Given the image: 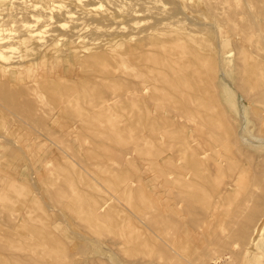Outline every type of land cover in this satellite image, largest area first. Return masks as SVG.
I'll list each match as a JSON object with an SVG mask.
<instances>
[{
	"label": "rangeland",
	"instance_id": "obj_1",
	"mask_svg": "<svg viewBox=\"0 0 264 264\" xmlns=\"http://www.w3.org/2000/svg\"><path fill=\"white\" fill-rule=\"evenodd\" d=\"M45 1L47 7L55 9L60 22L66 23L63 29L59 28L61 32L69 31L75 22L62 18V12L55 7L58 5L74 10L85 35L95 34L96 25L106 30L109 27L108 32L100 31L108 36L106 33L112 34L109 39L119 52L129 45L137 46L136 42L141 39L138 36L129 42L128 35H140L145 29L150 32L151 28L157 29L156 36L160 40L195 29L198 31L197 34L193 31L195 38L204 37L202 40L211 42L209 45L214 47L218 42L217 35L212 33L215 29L212 27H216L214 19L220 16L221 21L223 17L224 22L216 20L219 21L216 23L225 25L236 15L238 27H243V40L231 38L230 56L227 55L230 67L235 65L237 47L241 44L250 59H255L257 53L264 56V0ZM4 4H0V19L9 22L16 11L9 5L3 9ZM226 9L234 10V14ZM106 13L109 15H103ZM249 14L261 17L249 23ZM103 16L114 20H104ZM225 26L223 31L230 36L229 26ZM203 28L213 30L203 31ZM52 29L50 26L49 34ZM100 31L96 34H101ZM202 31L207 34L201 35ZM45 36L49 39L47 33ZM63 44L64 40L54 43L45 55L46 60L57 67L52 77L59 79L64 75V83H70L63 87L70 84L67 91L74 87V93L68 91L74 97L72 101H68L70 96L67 99L68 93L61 88L45 93L47 103L32 108L37 117L31 119L23 112L28 101L25 96L24 100L19 98L22 95L17 93L18 88L11 86L0 93V264H101V253L110 250H117V255L113 261L110 253L106 254L108 264H264V247H256L263 237L261 234L264 235L261 231L264 230V201L258 204L259 194L252 195L253 201H249L253 194L250 192L264 195V137H261L264 136V117L261 121L260 115L253 114L255 104L245 100L247 93L236 87L239 77L232 80L222 75L226 85L220 81L217 84L226 118L225 121L215 119L217 110L214 108V121L221 123V128H233L230 134L234 141L225 142L224 146L220 144L216 149L214 145L209 147L212 139L208 134L213 127H209L207 120L203 123L201 118L192 124L182 121L163 126L162 129L168 131L163 138L152 128L144 134L148 103L141 101L131 106L128 99L120 95H98L106 84L103 86L101 80L99 83L98 79H93L94 72L90 69L85 71L79 67L73 75L70 74L73 69L62 74L68 63H58L53 58L63 49L64 59H67ZM85 44L92 51L82 54L79 64L81 59L102 50L105 41H99V45H91L88 41ZM110 62L117 69L114 80L104 81L108 86L129 85L142 73L130 56L123 62ZM101 71L106 72V69ZM73 84H77L76 89ZM95 86L99 90L91 89ZM58 93L68 102L64 103ZM228 97L235 99V108L227 102ZM13 105L17 107L14 109ZM83 108V113L90 111L87 119L79 118L80 121L70 117ZM45 113H57L59 117L48 120ZM152 113L149 121L158 122L156 114ZM137 114L139 121H136ZM72 126L74 131H71ZM183 134L189 138L199 135L200 146L187 150L180 141ZM220 148L224 151L220 152ZM231 150L235 161L242 163L248 159V167L242 179L247 188L243 187V191L237 187V193L232 190L230 197L232 194L238 196L230 199L225 193L229 188L228 167L224 163L216 170L213 163L216 154L227 159ZM211 151L217 153L211 156ZM160 156L165 160L158 165ZM194 157L201 158L203 166L191 163ZM176 176L185 179L189 187H179L180 178H174ZM198 191L203 196H197ZM243 193L246 198L242 197ZM94 201L97 206L98 203L107 204L101 218L94 214ZM34 252L38 253V258L34 257ZM35 258L37 263L32 261Z\"/></svg>",
	"mask_w": 264,
	"mask_h": 264
},
{
	"label": "bare ground",
	"instance_id": "obj_2",
	"mask_svg": "<svg viewBox=\"0 0 264 264\" xmlns=\"http://www.w3.org/2000/svg\"><path fill=\"white\" fill-rule=\"evenodd\" d=\"M73 1L76 3L81 2V0H73ZM1 3H5L4 5L1 6L3 7V9H6L8 5L9 7L14 6L16 14H15V17H13L11 21L9 22H6L3 19H0V79L4 78V80L0 82V93L1 92L4 93L5 89L11 86L18 88L17 93L19 95H22V96H19V98H22L25 96L28 101L26 107L24 106V108H22L24 113L26 112L28 113V115L26 114L28 118L34 119V117H37L36 114L34 113L35 111L34 112L32 111L33 110L32 108L39 107L41 106V104L47 103L46 102L47 99L45 98V93L46 94L53 93L58 88H61V91L63 89L65 91L66 88H68L69 86L71 87L70 84L68 85V87L67 86L63 87V85L65 84L64 75L60 76L59 79H56L57 77L55 79L52 77V75H54L57 72V67L53 65V63L50 60H46V55H45V53L47 54V50L49 49L51 45H53L56 42L62 41V40H64V44L62 46H65L67 50L66 52L67 59H64L65 54L62 51L63 49L57 51V55L53 58V60H56L58 63H62L64 61L68 63L67 65L68 68L63 67L64 69H63L62 74H66L69 69L70 70L73 69V71H70V74L73 75V72L77 70V68L79 67H81L82 70L85 69V71L86 69H90L94 72L91 74L92 78L95 80L98 79L99 83L101 80V84L105 83L106 86L108 85L104 81L114 80V78L116 77L115 69H117V67L113 66L110 61L118 60V61L123 62L126 56H130L131 58H134L136 67H138L142 72L138 76V79L137 80L135 79L134 81L129 82V85L127 83L121 84V85L114 84V86L106 87L103 84V86L105 87L100 89V92L98 91V95L99 94H102V95L115 94L116 96L120 95L121 98L128 99V102L131 104V106H136V104L141 101L148 103V108L145 113L144 124H145L146 131L144 132V134L149 132V130L152 128L153 130H157L156 132L158 131L160 132L158 134L159 138H163V136L168 133V131H165L164 129H162L163 126L169 127L177 123H180L182 121L183 122L188 121V124L191 121L190 123L192 124V121L193 122L197 120L200 121V118H201L203 123L205 120H207L209 121V127L210 126L211 128L213 127L212 131L209 130L210 133L208 134V136L212 139V142L209 144V147H212L214 145V148H215L216 146H220V144L221 145L223 144L224 146L225 142L229 144V142L234 141L233 138H231L232 134H230V133H233V128L232 129L230 127L229 129L221 128L220 126L221 123L218 124L219 123L218 122L217 124H215V121H214L216 118H219L220 120L222 119L225 121V118H226V110L223 107V102L218 96L219 94L218 85H217L218 81L223 82L226 85V82H225L226 79L225 80L222 79V75H226V77L232 78V80H235L237 78L236 76H238L239 78L237 79L236 87H238L239 90L241 89L243 92L247 93V94L244 93L246 98H244V95H243V98L245 100L247 99L249 102H252L253 104H255L256 110H254L255 112L253 111V114L256 113L258 114V116L260 115L259 120L261 121L264 117L263 116L264 115V56L260 57L259 53H257L258 56L255 57V59L254 58L250 59L248 54L243 52L244 48L241 44L240 47L239 46L237 47L239 48L238 49L239 52L237 54L235 53L237 55V57L235 56V59H234L235 65L233 67H230L229 63L231 61L227 60V55L230 54L228 48L232 40L231 38H236V40L240 42L241 40H243L242 38V28L243 27H238L237 21H236L237 19L236 15H234L235 17H230L229 15L230 17L229 20L227 18L228 21L227 22L225 21L226 22L225 25L229 26L228 32L230 33V36H228L227 33L223 31V27H226L225 25H217V23H219L220 21L219 14H218L219 17L216 16L218 19L214 17L215 18L214 26L216 25V27H212V28H215L214 30L212 29L213 31L207 28L204 29L205 28L204 26V28L202 29L203 31L210 30V32L212 31L213 34L215 33L217 35L216 37L218 38V42L216 46L214 47L212 45H209V43L211 42H207V40H202L204 39V37H202V39H199L198 37L195 38V35L198 32V31L196 32L195 29H193V31L195 30L196 34L193 31L192 32L189 31L185 34L164 36L165 38L162 37L163 39L160 40L156 36L157 29L151 28V29H148L150 30V32L145 31L147 30L145 29L144 31L140 33V35H135L134 33L131 35H128L126 39L129 42L133 41V39L138 36H140L141 39H139L138 42H136L137 46L134 47L132 45H129L123 52H119L117 50V47L112 44V40L109 39V37H111L112 34L110 35V33H106V34H109L108 36V35H105L104 33L102 34V31H100L104 29L105 31L108 32L109 27L106 30V28H102L96 25L94 28L96 30L94 31L96 33L100 31L101 34H96L93 31L95 34H93L92 32L93 35L91 34L85 35L84 28H81L82 25L78 23L77 17L72 8L64 7L63 5L55 6L56 8L59 9L58 10L59 12H62L61 13L62 18L75 22L74 23L75 25L69 31L63 33L59 30V28L63 29L65 27L64 24L66 23L60 22V18H58L56 14L54 13L55 9L49 6L47 7L45 0H0V4ZM227 8H229V6H227ZM232 11L229 10L228 12H230L231 14ZM227 13L225 12V14ZM235 13H236V9H235ZM220 14L224 16V14L222 13ZM232 14H234V12ZM103 15H109V14L106 13ZM18 16L20 19L18 18ZM227 16L228 15L224 17H227ZM247 16H248L249 23H251L252 21H257V18L260 19L261 17V16L259 17L258 14L256 15L249 14ZM102 18L104 20H112V19L114 20L113 17L109 18L107 16H103ZM203 18H204V15H203ZM222 18H221V21L224 22ZM216 20H219V21L217 22ZM50 26H52L53 29L51 30V33L49 34ZM203 31L200 32V34L206 35L207 33ZM46 33L49 39L45 38ZM107 36L108 38H105ZM87 41L90 42L91 45H96V44L99 45V41H105V44L103 45L102 50H100L99 52H96L97 54L93 53L90 56H87L86 58L81 59L82 62H80L79 64L81 55L92 51V48L84 46V44L87 43ZM214 41L216 42V38L214 39ZM68 43H70V45ZM80 46L82 49L80 48ZM102 69L103 70L106 69V72L101 71ZM89 72L91 73V71ZM103 76H105V78H102ZM82 81L84 82V80ZM68 83L70 82L67 81L66 84ZM99 83H98V87H99ZM85 84L87 83L85 82ZM90 84L92 83L90 82ZM76 85L77 84L75 85L73 84V86H75V89H76ZM77 86L80 87L81 85L78 83ZM98 87L97 86L93 88L91 87V89L96 90ZM72 88H70L71 91H73ZM70 90H68L69 93L71 92ZM77 90H79V88ZM84 90L86 92L87 89H85L84 87ZM68 91L66 90V94L68 93ZM69 93L65 96H67L66 97L67 99L70 96V99L68 100L70 102L72 101L74 97L73 95L71 96ZM58 94H59V98H62L60 96H64L62 94H65V92L64 93L62 92L61 95L60 93ZM87 94H88V91H87ZM52 95L53 97H56V98L58 96V95L56 96L55 94H51V96ZM88 95L91 96L90 94ZM71 97L73 98L71 99ZM17 99L18 98H16V102H17ZM61 100L64 103L68 102V101H64V98H62ZM14 102L12 100V103ZM227 102L232 104L233 108L236 107L235 105L236 102L234 98L228 97ZM6 103L7 102H5V104ZM9 105H12V104H9ZM14 106L15 105H13V107ZM16 107H14V109ZM19 107L21 106H18V108ZM214 108L217 110V116L215 117V119L212 114V111L215 110ZM17 110L19 111V109ZM82 111H85L84 108L81 111L78 110L76 114L72 113L70 117L72 118L75 117V119L80 118L82 119V121H84V119H87L89 117L90 111H88L89 113L88 112L83 113ZM237 111L239 112L238 109ZM151 113L156 114L157 116L156 119H159L158 122L156 120L149 121V118H150L149 116ZM44 116L47 117L48 120L49 119L53 120L55 117H59V114L57 113L46 114L45 113ZM136 117H137L136 121H139L140 120L139 114H137ZM159 122L160 124L157 125L156 123H159ZM205 126L208 127L207 125ZM185 127L188 128V126H185ZM188 129H186V131ZM74 130H75L74 126H72L71 131H74ZM179 132H181V130ZM192 133L190 135H192ZM191 137L192 138H189L188 136L183 134L182 139L180 140L179 138L182 146L185 145L187 150H190L191 147L196 148L200 146V143L198 141L200 136L194 134ZM261 137L263 138L264 136L261 135ZM234 139L237 140L238 138L235 137ZM249 141L253 142V140H249ZM240 148L241 147L239 146L238 149L240 150ZM220 149H221L220 152H222V150L224 151V149L222 148ZM214 152L217 153V151H211V156L212 154L214 155ZM219 154H216L217 159H215V156H214V159L216 161L213 159L215 161V162L213 161L214 162L213 168H215L216 170L217 169L220 170V166H222L224 163L227 165L228 177H229V185H228L229 188L227 186L228 189L225 191V193L229 195L233 193L234 190H235V193H237L236 190L239 187L241 189L243 187H246V184H243L244 181L242 179L243 177H245L244 175H246L245 170L248 167L247 166L248 159L246 161H243L242 163L240 161H235L234 160L235 155L232 152V150L228 152L229 154L227 157L228 160L226 158H220ZM225 155L227 156V154ZM164 160H165V157L162 156L161 158L160 156L157 164L158 165L163 164ZM191 163H193L194 165L203 166L202 165L203 160L198 157H194L191 160ZM248 170L250 171L249 168ZM256 174H257V171H256ZM174 178H180L179 187H189L185 179L179 176H176ZM246 180H248V177ZM256 180L258 181V179ZM249 182L250 180L247 183L249 184ZM252 183L250 184L251 186L253 185ZM250 185H249V188L251 187ZM241 189L240 191H242L245 188H243L242 190ZM252 189H253V186L252 188H250V191H252ZM199 193L200 191H198L196 195L203 196V194H199ZM244 193H247L246 190ZM244 193L242 197L246 195V194L244 195ZM250 193H253V194L250 195ZM250 193H249L250 195L249 201L250 200L253 201V198H251L252 195L253 197L254 196L256 197L259 194L257 198L258 204H260V202L261 204H263V201H264L263 194H260L257 192L256 194L255 191L250 192ZM235 195L233 196L232 194L231 197L233 196L234 198H236L238 196L237 195L235 197ZM217 197H220V196H217ZM231 197L229 195L228 198L231 199ZM230 199L229 201H231ZM218 203L220 204V201ZM231 204L233 203L231 202ZM106 205H107L106 203H103L101 205H99L98 203V206H97V202L94 201V206H95L94 214H96L98 218H101L102 216L101 213H103V210L107 207ZM214 205H215V202H214ZM216 205L219 206L217 203ZM227 205H230V204H227ZM253 211L255 214L254 209ZM256 211H258L256 214V216H258L259 209ZM251 214L254 215L253 213ZM261 231L264 232V230H261ZM261 235L263 237L260 238V241L258 242L259 244L257 243L256 247H260V246L264 247V235L263 233ZM113 245L115 246V244ZM108 246H110V244ZM34 253H35L34 257L38 258L39 257L38 253L36 252ZM108 253H110V255ZM101 254L103 255V257H101L100 259L101 264H108L106 260V254L111 256L112 260L115 261L113 257L117 255V250L116 251L110 250L107 252L103 251ZM32 261L34 263H37L38 259L35 258Z\"/></svg>",
	"mask_w": 264,
	"mask_h": 264
}]
</instances>
